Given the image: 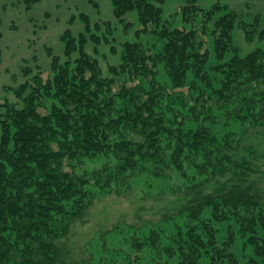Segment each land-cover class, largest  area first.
I'll use <instances>...</instances> for the list:
<instances>
[{
	"label": "trees",
	"instance_id": "1",
	"mask_svg": "<svg viewBox=\"0 0 264 264\" xmlns=\"http://www.w3.org/2000/svg\"><path fill=\"white\" fill-rule=\"evenodd\" d=\"M24 1L30 6L38 0ZM165 1L113 0L114 14L127 29L133 22H125L126 16L137 11V35L150 31L164 41L150 51L144 41L128 39L121 65H107L116 76L144 75L148 85L106 78V64L86 50L85 33L77 39L68 28L62 36L68 59L62 63L55 57L48 77L39 69L17 89V103L0 98V264H87L84 258L68 261V251L58 242L94 201L141 162L158 169L161 162L171 161L184 170L188 159L199 175L182 209L187 238H182L179 250L173 239L169 264H251L236 255L237 239L255 246L251 261L264 256V26L259 17L239 20L245 42L257 41L244 53L233 41L236 14L228 11L217 22V49L221 57L232 53L214 67L223 75L213 94L223 111L211 118L213 132L209 126L203 150L198 145L187 155L191 132L180 136L162 119L156 107L165 87L157 78L162 65L175 86L187 82L189 70L204 81L210 71L205 65L208 53L200 48L199 29L187 30L164 19ZM183 2L181 10L171 13L182 11L185 21L206 12L198 0ZM220 8L214 6L209 13ZM83 18L88 29L91 20ZM253 89L258 91L256 100L248 96ZM164 137L170 139L171 153L163 147ZM174 138H180L179 146ZM101 152L119 163L114 166L109 160L86 175L64 168L66 160L73 165ZM257 262L264 264V257Z\"/></svg>",
	"mask_w": 264,
	"mask_h": 264
},
{
	"label": "rangeland",
	"instance_id": "2",
	"mask_svg": "<svg viewBox=\"0 0 264 264\" xmlns=\"http://www.w3.org/2000/svg\"><path fill=\"white\" fill-rule=\"evenodd\" d=\"M198 2L206 8V14L199 12V17L185 21L182 11L171 13L182 9L183 0H166L164 19L187 30L199 29L200 37L197 40L202 43V52L208 53V59L205 60L210 70L207 78L201 81L200 77L196 78L193 70H189L187 82L183 86H175L162 65L157 78L165 87L161 102L156 107L162 119L167 120L180 136L181 133L187 135L191 132L187 155L193 154L198 145L199 150H203L209 126L213 132L211 118L213 115L219 117L223 111L219 110L220 104H216L213 98L214 92L219 90L217 87L223 75L214 67L228 60L232 53L226 52L221 57V51L217 49L216 38L221 31L217 22L228 11L236 14L233 41L243 46L244 53L253 49L257 41L250 45L245 42L244 31L238 27L239 20L251 22L259 17L260 26H264V0ZM220 5L219 11L209 13L212 8L214 11V6ZM83 15L91 20L88 29H85ZM126 17L125 22H133L132 28L127 29L125 23L116 18L113 0H38L30 6L24 0H0L1 100L8 99L11 103H17V89L33 79L39 69L43 76L48 77L53 74L55 57H59L62 63L68 59L65 53L66 42L62 37L68 28L77 39L81 31L85 33L89 41L86 50L92 57H98L106 64V78L116 77L119 81L132 84L144 81L148 85L144 75L134 79L133 73L116 76L107 67L111 64L121 65L123 43L128 39L144 41L150 51L158 50L164 43L150 31L137 35L135 30L140 27L137 11L130 12ZM78 53L76 51L72 56L75 58ZM213 84L216 89H212ZM257 93L253 89L252 96H248L256 100ZM43 100L51 102L45 96ZM172 140L179 146L180 138ZM162 143L165 150L171 153L172 148H167L170 139L164 137ZM199 153L201 157L202 152ZM109 160L114 166L119 163L109 153L101 152L93 157L81 158L73 165L66 160L64 168L71 173L75 171L77 175H86L101 169ZM146 165L141 162L133 172L126 173L125 179L114 182L113 189L105 193L104 197L97 198L85 215L75 222L66 237L58 242L68 251V261L84 258L89 260L87 264H169L173 239L178 241L174 246L179 250L182 238H187L182 209L187 192L195 185L199 168L189 159L184 170L178 169L171 161L161 162L158 169L143 167ZM84 217L85 222L81 221ZM224 227L227 229L228 223ZM98 229L103 231L96 234ZM223 235L226 236V232ZM233 249L246 263L263 262L264 256H256L257 261L250 260L255 258V246L245 244L242 239H237Z\"/></svg>",
	"mask_w": 264,
	"mask_h": 264
}]
</instances>
